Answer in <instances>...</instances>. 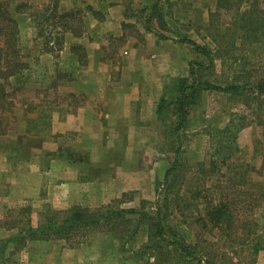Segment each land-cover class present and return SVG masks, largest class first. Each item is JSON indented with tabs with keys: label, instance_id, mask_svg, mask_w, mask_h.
<instances>
[{
	"label": "rangeland",
	"instance_id": "374dc122",
	"mask_svg": "<svg viewBox=\"0 0 264 264\" xmlns=\"http://www.w3.org/2000/svg\"><path fill=\"white\" fill-rule=\"evenodd\" d=\"M10 1H7L11 4V7L8 4L10 10L21 3ZM254 1L58 0L59 5L68 4L67 10L78 11L77 19L84 27L80 38L56 32L53 37L62 38L59 52L64 44H69L67 38L79 40L96 33V29L86 27V20L104 23L110 18L109 8L117 5L120 10L115 16L121 20L120 37L124 40L107 37L98 54L99 62H110L111 81L119 82V72L125 68L122 59L128 57L124 55L123 44L130 41L144 52L147 60L175 72L163 86L159 101H173L178 96L179 79L187 80L189 85L194 79L196 86L186 92L188 105L183 107L186 119L179 132L174 131L176 107L167 104L157 115V104L152 123H144L147 125L143 135L130 145L124 137L116 139L115 144L109 139L108 148L102 153L104 167L99 169L98 164L92 162L88 169L83 168L86 179L95 183L102 180L103 184H93L92 190L87 191H91V195L85 196L78 206L94 210L119 201L108 212L115 220L107 230L92 232L72 249L63 241L27 240L21 246L20 238L24 234L18 235L20 229L37 228L41 216L61 210L51 191L57 178L54 171L42 173L36 181L42 184L39 195L34 199L29 196L19 199L18 191L14 186L11 189L8 180L23 170L18 165L11 166L10 162L7 163L10 169L3 170V156L8 150L3 146L14 144L17 134L21 136L23 114L38 115L40 119L27 126L23 141L22 136L19 137V145L34 146L47 136L42 128L48 113L59 108L61 111L73 109L86 102L82 92L70 90L73 77L67 71V60L60 59L59 52L54 57L51 76L42 77L36 68L25 71L26 86L14 87L13 96L0 108V264H155L153 258L172 260L173 264H203L204 261L208 264H264V91L254 90L257 82L264 79V35L258 33L254 42L244 38L243 33L238 34L237 20L231 14L237 4L239 11H244ZM22 2L30 3L29 0ZM44 2L46 0H34L31 5ZM155 2L156 12L148 24V32L145 30L147 18ZM256 2L259 8H264V0ZM32 27L35 42L31 51L36 53L41 49L40 40L34 25ZM182 39H190L216 55L213 66L208 68L206 59L190 45L180 43ZM72 45L81 46L76 42ZM27 49L20 46L21 54ZM190 62L193 63V79L188 78ZM197 63L202 66L197 67ZM205 83L237 86L243 90L207 92ZM224 130L227 133H223ZM177 137L181 142L178 162L170 177L171 187L166 188L163 178L173 163ZM60 140L57 135L48 142L53 145ZM72 147V143H64L63 152L58 155L76 164L83 155ZM19 155V148L9 150L11 162H16ZM56 155L51 153L42 158L39 154L33 162L45 169L48 160ZM88 156L94 158L91 154ZM126 174L131 177L126 178ZM125 181L130 183V189L125 190ZM99 195L104 203L103 200L97 202ZM55 202L57 205L53 206ZM209 205L227 206L216 223L206 217ZM156 211L165 227L166 239L185 242L192 258L181 255L173 246H168L169 253L163 251L165 247L142 249L146 243L144 223L155 218ZM227 211L231 217L225 216ZM14 223H18V227L11 229ZM135 224L137 230L128 238V229ZM111 227L117 228L111 231Z\"/></svg>",
	"mask_w": 264,
	"mask_h": 264
},
{
	"label": "crops",
	"instance_id": "0c3cea01",
	"mask_svg": "<svg viewBox=\"0 0 264 264\" xmlns=\"http://www.w3.org/2000/svg\"><path fill=\"white\" fill-rule=\"evenodd\" d=\"M7 1L10 0H0L3 3H8ZM15 1L22 2L24 0ZM29 1V4L34 2V0ZM8 4L11 7V4ZM59 8L67 10L68 4H60ZM119 10V6H111L109 8L110 18L104 23L86 20V27L89 30L96 29V33H91L89 36L79 40L67 38L66 41L69 40V44H64L63 49L59 52L60 59L65 58V61L67 60V71L73 77L70 90L72 92H82L86 97V102L73 109L61 111L58 107V110L54 109L52 113H48L42 128V130L45 129L47 136L46 138L43 137L45 140L41 139L42 142L40 144L34 146L22 142L19 145V141L21 138L23 141L27 126L30 123H38L40 119L38 115L30 117L27 114H23L20 120L23 128L22 137L17 134L14 144H4L3 149L8 150L6 155L3 156V170L10 169L7 164L9 162L11 166L18 165L19 169L23 170V172H19L20 174L17 173L15 178L8 180L11 184V189L14 186V189L18 191L19 199L36 198L42 185L40 182L36 183L39 180L38 176L45 172L54 171L57 179L55 184L52 185L51 191L53 190V194L59 201L58 208L62 210L71 206L81 205L84 197L91 195V191L89 193L87 191L89 189L92 190L93 184H103L102 180H98L95 183L92 179H86L82 172L83 168L88 169L92 162L97 163L96 167L99 169L104 167L105 163L102 161V153L105 148H108L109 139L112 138L115 144L116 139L124 137L127 145H130L135 138L143 135L147 125L144 123H152L154 120L155 107L161 98L163 86L169 77L172 78L171 75H175V72L162 69V67H159L151 60H147L144 52L130 41L123 44L124 55L128 54V57H123L122 59V62L125 63V68H122L121 71L118 68L116 69L117 74L120 71V79L119 82H115L116 84L111 81V70L109 71L108 69V63L110 62H99L98 60V54L101 47L104 46L106 38L121 36V20L115 16V12ZM13 18L19 31V45L24 48L28 47L25 54H23V62L29 69L28 71L36 68L42 77L51 76L55 67L54 57L49 54H43L40 51L36 53L31 51L35 42L33 24L30 23L31 21L26 15L15 14ZM91 23L93 24L91 25ZM99 25L102 26L98 27ZM95 26L97 27L95 28ZM145 40L150 41V39ZM72 42L81 44L84 48L86 55L84 66L79 67L72 56L70 52ZM181 74L183 76L182 72ZM96 107L100 108L96 110ZM57 135L62 140L57 144L51 145L48 141ZM65 136H68V138H65ZM19 137L21 138L19 139ZM47 139L49 140L47 141ZM64 143L67 145L72 143V149L76 148L77 152L82 153L81 162L79 160V163L76 164L68 163L64 156L58 155L63 152L62 146ZM16 148H19L20 158L16 162H11L12 159L8 156L9 150L11 152L12 149ZM72 149H70V152ZM127 149H130V146ZM51 153H56L57 155L48 160L45 169H41L36 162H33L37 155L40 154L41 156L42 154L41 157L44 158ZM89 154L93 155L94 158L91 157L90 159ZM108 164L106 163V165ZM26 167L33 168L28 171L25 169ZM125 176L129 178L131 174H126ZM123 184H125V190L130 189L128 188L130 183L125 181ZM102 200V196L99 195L97 202L99 203ZM102 202L104 203L105 200ZM56 203H53V206L57 205Z\"/></svg>",
	"mask_w": 264,
	"mask_h": 264
},
{
	"label": "trees",
	"instance_id": "16d2710c",
	"mask_svg": "<svg viewBox=\"0 0 264 264\" xmlns=\"http://www.w3.org/2000/svg\"><path fill=\"white\" fill-rule=\"evenodd\" d=\"M158 2V0H157ZM157 2L154 3L148 16L145 30L150 32L148 24L152 21L154 13L156 12ZM39 6V7H38ZM259 3L256 0L253 5H250L244 11H239V4L235 10L231 11L232 17L237 20L235 27H237L238 34L243 33L244 38L252 39L253 42L257 40L258 33L264 35V8H259ZM38 7V8H35ZM24 14L26 15L36 29L37 39L40 40V52L43 54H49L56 58L57 53L61 49L62 38H54L56 32L69 33L75 38L82 36V30L84 27L79 19H77L78 11L60 10L58 0H46V2L33 6L28 2H21L13 7V10L9 9L8 3L0 2V108L5 102L13 96L14 87L22 86L26 82L24 75L25 71H28L26 64L23 62V54H21L18 36L19 31L17 23L13 18V15ZM49 29V32H47ZM123 36V35H122ZM241 36V35H239ZM159 39H165V37L157 36ZM124 39L120 37L118 41L122 42ZM190 45L195 53L202 55L207 63L208 68L213 66V61L216 58L210 50L198 46L190 39H182L179 41ZM70 52L78 64V66H84L86 63V55L84 48L78 45H72ZM77 52V53H76ZM193 63L188 64V78H194V71L192 68ZM197 67L202 66L197 63ZM177 86L178 96L173 101L167 99H161L157 107V115L161 114L162 108L167 104L176 107L175 118H177V124L174 126V131L179 132L185 123V110L188 90H193L196 86V82L192 81L191 85L187 83L185 79H179ZM255 85V84H254ZM255 92L262 93L264 91V79L258 81L254 86ZM205 90L208 92L220 91L228 93L230 91L243 90L237 86L220 87L205 83ZM184 116V117H183ZM1 120V119H0ZM1 123V121H0ZM227 133V130L223 131ZM20 142V141H19ZM180 138L177 137V146L173 154V163L165 171L163 178V186L166 188L171 187L170 177L173 175L177 162L178 154L180 152ZM1 146V143H0ZM20 154V152H19ZM119 201H114L109 205L100 207L98 209L90 210L87 207H81L78 205L72 206L63 210H54L48 212V214L41 216L40 222L37 228L28 227L26 229H20L18 235H23L21 240V246L24 241H63L68 248L72 249L86 239V237L92 232L107 230L109 224L115 220L114 216L110 213V210ZM227 206L213 207L209 205L207 207L206 217L213 220L215 223L219 221V217ZM222 209H224L222 211ZM134 212V211H132ZM107 213V214H106ZM225 216L231 217L232 214L227 211ZM127 221V220H124ZM146 243L142 245V249L158 250L164 248V252L169 253L168 246H173L178 249L181 255L192 258L190 247L183 241H168L165 236V227L162 224L159 212L156 211L155 218H150L146 223ZM18 227V223H14L11 229ZM138 225H133L129 228L127 234L128 238H131ZM8 228V229H10ZM117 227H111L110 230H115ZM259 247L256 246V250ZM155 264H173L172 260L164 261L161 259L153 258ZM203 262L202 260L198 259ZM203 264H208L204 261Z\"/></svg>",
	"mask_w": 264,
	"mask_h": 264
}]
</instances>
